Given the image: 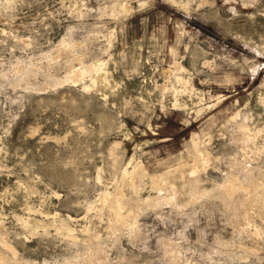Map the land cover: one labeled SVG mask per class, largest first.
Instances as JSON below:
<instances>
[{
	"label": "rangeland",
	"instance_id": "1",
	"mask_svg": "<svg viewBox=\"0 0 264 264\" xmlns=\"http://www.w3.org/2000/svg\"><path fill=\"white\" fill-rule=\"evenodd\" d=\"M0 264H264V0H0Z\"/></svg>",
	"mask_w": 264,
	"mask_h": 264
},
{
	"label": "bare ground",
	"instance_id": "2",
	"mask_svg": "<svg viewBox=\"0 0 264 264\" xmlns=\"http://www.w3.org/2000/svg\"><path fill=\"white\" fill-rule=\"evenodd\" d=\"M175 2H176V0H175ZM102 64H103V61H100V62H98V63H95L94 64V68L96 69V70H98L99 68H103V67H101L102 66ZM84 73V70H80V69H78L77 70V76L78 75H82ZM214 104V103H213ZM213 106L212 104H208L207 105V107H209V106ZM196 139V138H195ZM198 139V138H197ZM195 142V141H194ZM195 143H197V142H195ZM201 150V149H200ZM203 153V152H202ZM201 153V154H202ZM196 154H198L197 152H196ZM200 154V155H201ZM204 157H206V156H204ZM201 159H203V158H201ZM200 159V160H201ZM204 161H206V158H204ZM201 162H203V161H201ZM136 163V162H135ZM197 164V163H196ZM206 165V164H205ZM194 166V165H193ZM201 167V166H200ZM126 170H127V168H126ZM133 171V170H132ZM145 171V170H144ZM182 173V172H181ZM127 174V173H126ZM142 174V173H141ZM126 176V175H125ZM129 177V176H128ZM155 177V176H154ZM157 179V178H156ZM239 177L238 176H236V175H234L233 176V178H231V179H229V181L225 184V187H226V189H227V191H228V194H229V196L230 197H232L233 198V196L235 195V194H237L238 193V191H240V190H243V191H247V192H250V187L249 186H245L241 181H239ZM131 180V179H130ZM164 180V179H163ZM135 181V180H134ZM157 181V180H156ZM161 181H162V179H161ZM249 182V181H248ZM159 183V182H158ZM162 183V182H161ZM174 184V183H173ZM248 184V183H247ZM161 185V184H160ZM249 185H251L250 183H249ZM175 187V186H174ZM224 187V188H225ZM246 192V193H247ZM119 195V194H118ZM110 196V195H109ZM105 198V197H104ZM110 198V197H109ZM124 198V197H123ZM112 199V198H111ZM120 199H121V196H120ZM119 199V200H120ZM115 200V199H114ZM116 200H117V198H116ZM107 201V200H106ZM103 203V202H102ZM120 203V202H119ZM118 202H116V201H112L110 204L112 205V206H114V207H116V210L118 211V209L117 208H119V206H120V204H119ZM109 204V205H110ZM108 208V207H107ZM120 209V208H119ZM116 213H118V212H116ZM115 213V214H116ZM118 216V215H117ZM120 217V216H119Z\"/></svg>",
	"mask_w": 264,
	"mask_h": 264
}]
</instances>
